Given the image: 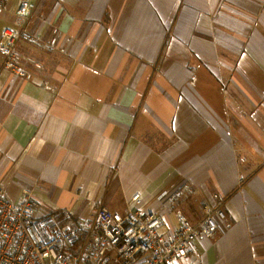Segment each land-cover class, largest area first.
Segmentation results:
<instances>
[{"label": "crops", "instance_id": "0c3cea01", "mask_svg": "<svg viewBox=\"0 0 264 264\" xmlns=\"http://www.w3.org/2000/svg\"><path fill=\"white\" fill-rule=\"evenodd\" d=\"M20 1L0 0V39ZM30 1L28 76L0 72L9 197L81 221L141 193L167 237L219 194L226 218L182 264H264V0Z\"/></svg>", "mask_w": 264, "mask_h": 264}, {"label": "built area", "instance_id": "2783aa9c", "mask_svg": "<svg viewBox=\"0 0 264 264\" xmlns=\"http://www.w3.org/2000/svg\"><path fill=\"white\" fill-rule=\"evenodd\" d=\"M35 4L21 0L14 28L0 39L2 64L19 77L28 73L18 62L16 48L31 19ZM215 206L204 205V217L192 223L179 214L181 226L174 235L160 233L164 219L143 210V197L136 193L128 209L119 212L100 205L81 221L40 217L34 189L23 187L18 201L9 197L0 181V264H182L192 244L212 238L219 221L226 218V200L214 195Z\"/></svg>", "mask_w": 264, "mask_h": 264}, {"label": "rangeland", "instance_id": "374dc122", "mask_svg": "<svg viewBox=\"0 0 264 264\" xmlns=\"http://www.w3.org/2000/svg\"><path fill=\"white\" fill-rule=\"evenodd\" d=\"M117 210L123 212L125 210V206L124 205H120V207H118Z\"/></svg>", "mask_w": 264, "mask_h": 264}, {"label": "trees", "instance_id": "16d2710c", "mask_svg": "<svg viewBox=\"0 0 264 264\" xmlns=\"http://www.w3.org/2000/svg\"><path fill=\"white\" fill-rule=\"evenodd\" d=\"M62 216H59L58 218L59 219H64V218H66V216H64L63 214H61ZM68 219V218H67ZM65 221H70V219L69 220H65Z\"/></svg>", "mask_w": 264, "mask_h": 264}]
</instances>
